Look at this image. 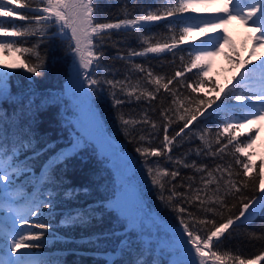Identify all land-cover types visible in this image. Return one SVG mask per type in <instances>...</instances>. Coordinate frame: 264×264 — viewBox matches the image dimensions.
<instances>
[{
    "label": "trees",
    "instance_id": "1",
    "mask_svg": "<svg viewBox=\"0 0 264 264\" xmlns=\"http://www.w3.org/2000/svg\"><path fill=\"white\" fill-rule=\"evenodd\" d=\"M14 6V5H12ZM161 6V0H99L100 13L99 22H118L122 19H134L142 14H147L148 10L155 11ZM21 12L25 11L23 9ZM186 15H191L188 13ZM0 20H14L17 25H23L26 22L17 17L4 18ZM172 18L144 24L141 33L134 31L112 30L111 39L106 40L102 45L104 51L101 76H104L108 70V79H123L126 75H131L133 81L139 79L144 73L134 71L136 64L143 65L145 69H151L155 75L165 78L174 75L175 71L182 69L181 57H184V63L189 58L188 49L190 44L197 43L201 39L200 34L195 33L192 39L184 44H178L176 49L162 53H147L144 56L129 57L131 51L140 52L148 46L143 42L144 38H149L150 43L157 42L171 43V37L176 36L179 40V27L173 32L170 30L169 21ZM0 39L20 40V37H3ZM27 43L17 44V47H33L37 45L36 51L44 59L45 67L40 75L27 73L24 67H12L10 76L0 84L3 89V95H0V151H7L9 155L15 154V157L21 168H27L16 177L19 188L16 194L18 206L30 197L39 195L41 199H52L53 207L42 209L45 213L41 219L50 224V228L44 232V237L38 243L41 247L28 251L27 258L36 261H42L44 264H172L174 260L188 258L184 252L177 253V247L169 246V243H178L179 236V218L171 207L165 206L159 199V190L157 186L151 183L148 176L147 167L155 166L153 161L159 160L162 167H168L169 170H178L180 175L172 181L176 185H187L190 181L188 177H195L194 186L200 185V173L192 168H184L181 165L165 163V157H147L149 164H145V158L136 152V147L143 145L158 146L163 140L162 121L160 108L168 107L171 97L161 90L156 100L148 101L142 99L137 102L133 98L131 102H125L116 106L112 97L109 95V89L105 85L103 88L93 86L90 88L83 76V83H79L80 89L70 93L62 91L68 80V69L72 61V54L67 49V43L62 41L59 36H53L52 30H49L48 39L40 36L24 38ZM231 48L223 50L219 57V63L213 68L204 79L207 83L202 86L197 93H191L190 89H185L175 81L169 87H175L184 95L214 97L218 93L212 91L213 87L222 89L226 85L231 87L236 83L233 79L238 71H243L237 67V61L248 59V54L242 50V45L234 40ZM233 49L235 51H233ZM0 61L3 63L25 64L29 62L23 56L15 51L5 52L2 50ZM123 56L125 59H120ZM231 57V59H230ZM32 63L37 62L36 57H30ZM185 73V79L192 82L194 73ZM214 82V83H213ZM151 88L152 86H148ZM77 96H82L86 105L91 111V122L101 128L103 138L98 144L95 142V136L91 132L89 124L80 117H74L66 105L74 102ZM121 99H125L120 96ZM235 103V101H233ZM211 111V110H209ZM123 113L125 118L142 119L146 114L150 121L157 124V129H151L149 125H136L131 130L130 135H126L118 116ZM215 118L198 117L190 125V130L185 129L186 136L177 138L173 146V151L169 153L174 159L182 158L187 163L195 161L197 165L207 164L209 168H214L216 164H226L232 161L231 156H224L223 160L219 157L197 155V149H204L197 133L204 128L216 130ZM203 121V122H202ZM182 121H177L169 125V135H174L180 127ZM143 128L145 131L140 132ZM251 127L239 130L238 139H246L252 135ZM151 132L153 136H149ZM82 133L87 137L89 144L82 148L78 154L71 157L64 165L56 169L55 177L52 181L41 183L42 165L55 152L69 145L75 136ZM144 134L145 141L137 143L134 137ZM215 139L214 135L210 137ZM33 140L36 149L45 150L44 153L36 158H32V150L27 147V141ZM262 141V140H261ZM264 141V140H263ZM226 142V141H225ZM23 145V147H22ZM53 146V147H49ZM213 147H218L213 145ZM255 144L248 149L252 155V163L259 166L264 159V151L258 147L254 151ZM206 151V149H205ZM242 160L247 161L243 154H237ZM242 171L238 165H234ZM126 168V169H125ZM256 170H252L255 176ZM117 178L127 181L131 189V195L135 196V203L138 205V212L130 218L120 213L119 201L122 200V194L114 186V180ZM247 179V178H245ZM211 187H215L212 185ZM184 192V187L177 189ZM73 192L72 196L66 195ZM13 193V190H11ZM169 193H164L167 196ZM250 199L257 201L259 197L264 196L260 192L259 186L256 190L245 193ZM125 198V197H123ZM19 202H22L19 204ZM231 199L229 206H231ZM247 202V201H246ZM127 205L128 202L125 201ZM261 203V201H260ZM181 207L188 208L195 216L204 217L196 205L189 206L181 203ZM239 202L236 201V207L232 209V215L239 214ZM90 211L92 220L87 223H73L70 216H76L78 212ZM226 218L230 213L221 209ZM0 208V221L5 222L6 216ZM208 218H214L217 223L222 222L220 216L213 217L207 214ZM33 222L35 217H30ZM200 226L197 225V228ZM41 231V229H33ZM132 242L133 251L131 256L123 254L124 245L119 244V240ZM221 246L213 248L219 254L224 252L232 256H240L245 264L248 261L255 260L256 264H264V259L257 260L258 256L264 257V209L259 207L257 211L249 218L236 221L229 230L220 238ZM139 248L142 255H139L135 248ZM3 248L0 237V249ZM20 258L24 256V250L17 253ZM18 258V259H19ZM208 263H212L211 260ZM230 264H238L232 261Z\"/></svg>",
    "mask_w": 264,
    "mask_h": 264
},
{
    "label": "snow or ice",
    "instance_id": "2",
    "mask_svg": "<svg viewBox=\"0 0 264 264\" xmlns=\"http://www.w3.org/2000/svg\"><path fill=\"white\" fill-rule=\"evenodd\" d=\"M217 4L222 6L209 13V9ZM21 9L25 11L21 12ZM99 13V0H0V17H17L26 22L23 25H17L14 20H0V35L22 38L20 40L0 39V49L5 52L15 51L22 56L28 54L24 59L29 60L26 64L21 61L17 65H4V68L24 67L27 73L40 75L45 63L36 51L37 45L31 48L16 45L27 43L24 38L28 37L40 36L48 39L51 29L54 37L59 36L67 43V49L72 54L77 80L83 74L90 88L93 86L103 88L106 85L114 105L119 106L126 101L131 102L133 98L137 102L142 99L153 101L157 99L161 90L167 93L171 97V102L168 107L160 108V115L163 117L161 122L163 140L158 146H151L149 142V146L140 145L135 150L145 158L146 165L149 164L147 157H165L166 164L171 162L184 168H192L201 174L199 186H194L195 177H188L190 182L187 185H176L172 181L180 175L178 170L162 167L159 160L152 162L154 167H147L151 183L159 190V199L178 214L180 227L177 253L183 250L188 258L174 260L172 264H208L209 260L213 264H230L232 261L245 264L240 256H232L228 252L219 254L213 251V248L221 246L220 238L236 221L242 217L247 218L254 215L249 209L255 198L250 199L245 193L249 190L254 192L257 186L260 192L264 193V159L257 166L251 162L252 155L248 151L256 142L255 135L247 136L243 140L238 139L239 130L264 121V60H260L258 64H251L250 57L237 61V67L243 71H238L233 77L236 83L231 87L226 85L222 89L213 87L212 91L218 93L214 97L193 96L191 93L199 92L200 88L207 83L204 77L208 75L207 69L211 67V58L220 54L225 45L231 46V38L226 31H222L224 26L231 21L239 20L240 23L253 28L257 34L254 35L255 46L264 48V0H161V6L155 11L150 9L147 14L134 19H122L115 23L99 22ZM188 13L192 15H186ZM170 17L172 18L169 21L170 30L174 32L176 27H179L178 41L175 35L171 37V43L152 44L149 38H144L143 42L148 46L140 52L131 51L128 56H144L147 53L172 51L178 47V44L189 42L198 32L204 38L199 39L198 43L189 45L190 59L184 63V57L180 58L181 70L165 78L155 75L151 69H145L143 65L136 64L133 66L134 71L144 73V75L135 81L130 74L123 79L106 78L108 74H111V70L101 76L104 59L102 45L106 40L111 39L112 30L123 29L126 32L131 30L142 35L144 24H151ZM218 30L221 31L218 32ZM209 33L217 34L208 35ZM251 54H255V47ZM32 56L36 57L37 62L32 63L30 60ZM119 58L125 59L123 56ZM193 69L197 72L194 73L193 78H190L192 82H188V79H185V73L192 72ZM10 74L0 69V84ZM174 81L181 87L190 89L191 93L184 95L177 88L169 87ZM80 83L82 84L83 81ZM149 85L152 87L149 88ZM0 95H3L2 87H0ZM120 96L125 99H121ZM198 117L204 118V121L215 118L216 130L213 132V129L206 127L197 133L204 145V149H197V155L219 157L220 160H223L224 156H231V162L216 164L214 168H209L207 164L197 165L195 161L187 163L182 158L174 159L169 155L173 151L177 138L183 139L187 135L185 129L190 130L189 126ZM118 119L126 135H130L136 125L150 124L151 129H157V124L150 121L146 114L142 119L137 120L125 118L124 114L120 113ZM177 121H182L183 126L170 136L168 134L169 125ZM144 131L143 128L140 129L141 133ZM251 131L258 133L259 128L251 129ZM148 135L155 138L151 132ZM213 135L214 140L210 138ZM134 139L139 144L145 141L146 136L140 134ZM88 144L87 137L79 133L72 141H69L70 146L61 148L54 155L49 156L42 165L40 182L52 181L56 169L78 154L82 148H86ZM214 144L218 147L214 148ZM27 147L32 150L33 159L47 151V149H36L32 139L27 141ZM237 154H243L247 157V161L242 160ZM234 165L240 166L242 171ZM257 168L253 176L252 170ZM26 170V166L21 168L14 153L9 155L7 151H0V208H6L10 214L8 235L11 236L10 246L7 244L8 235L4 236L3 248L9 249L11 253H20L24 250V256L19 259L9 257V259L0 261V264H44L42 261L28 259L27 255L28 251L41 247L38 242L44 237V232L50 228V224L41 219L45 215L42 209L52 208L54 202L52 199L45 200L35 195L28 198L22 206H12L17 203L11 197V190L16 189L18 183L16 177ZM212 185L215 187H211ZM181 187L187 190L178 191L177 189ZM166 191L169 193L167 196L164 195ZM73 194V192L66 193L68 196ZM230 199L233 201L231 206H229ZM259 200L261 201L260 207L264 209V196L259 197ZM236 201L239 202L240 208L239 214L234 216L231 212L236 207ZM181 203L189 206L196 205L198 210L204 213V217L195 216L188 208L181 207ZM221 209L230 214L224 218ZM207 214H212L213 217L220 216L222 222L217 223L214 218H208ZM30 217H35L36 220L33 222ZM92 218L90 211L78 212L76 216L69 217L73 223H87ZM18 223L21 229L19 231L17 230ZM197 225L200 227L197 228ZM33 229H41V231H33ZM119 244L124 245L122 253L131 256L132 242L120 239ZM189 245L190 248L187 247ZM135 251L142 255L138 247ZM256 259H264V257L258 256ZM128 264H132V261L129 260ZM144 264L148 262L145 261ZM248 264H256V261L250 260Z\"/></svg>",
    "mask_w": 264,
    "mask_h": 264
},
{
    "label": "rangeland",
    "instance_id": "3",
    "mask_svg": "<svg viewBox=\"0 0 264 264\" xmlns=\"http://www.w3.org/2000/svg\"><path fill=\"white\" fill-rule=\"evenodd\" d=\"M221 6H222L221 4L215 5L213 8L209 9V13L214 12L215 8H219ZM219 31H221V30H218V32ZM222 31H226L228 33L229 37L231 38V42H232L231 46L225 45L224 49L231 48L233 46L232 44H233L234 40L235 41L237 40L238 43L242 45V47H243L242 50H245L247 52L248 59L250 57L251 64H258L260 62V60H264V48L255 46L254 35H257V34L255 33V30L253 28L240 23L239 20H233L229 24L225 25L224 29ZM197 34H199V33L197 32ZM216 34L217 33H209L208 35H216ZM203 38L204 37H202L201 39H203ZM254 47H255V54H251ZM222 53H223V51L220 54H218L217 56L211 58V60H210L211 67L209 69H207L208 74L212 73L213 68H215L217 66V64L220 62L219 57L222 55ZM2 55H3L2 49H0V57H2ZM4 65H13V64L9 63V62L3 63L0 61V69H3L5 71H10V69L12 67L5 69ZM82 79H83V74L79 77V80H77V77L75 74V69L73 66V58H72V61L70 63V67L68 69V80L65 83L62 91L65 93L77 91V89H80L79 83L82 81ZM66 107L69 108V110L72 112L74 117H80V118L84 119L89 124V126H92L90 130L95 136V142L99 144L101 142L100 140L103 138V135H102L103 132H102L101 128L95 126V124H93L91 122V120H92L91 119V111L89 110V108L86 109L88 107V105H86L84 98L82 96H77V98L74 100V102L66 105ZM249 127H251L252 129L259 128L258 133L252 132V135H255V139H256L254 151L257 152L258 147L264 151V141H263L264 140V121H261L260 123L254 125V126L249 125ZM242 130H244V129H242ZM114 186L118 190V192L120 194H122V200L125 199L126 202H129V200L132 198V204H129V205H127V203H125V201L124 202L119 201V204L121 206V207H119L120 213H122V215H124L127 218L135 216L138 212V209H137L138 205L135 203V201H136L135 196L130 194L131 189L129 188L127 181L124 179L117 178L116 180H114ZM18 191H19V188L16 185V189H14L13 193H11V197L16 199V197H17L16 194L18 193ZM123 197H125V198H123ZM259 201L260 200L258 199L257 201L253 202V204L250 206V209H249L250 212L255 213L257 211V209L260 207ZM21 203L22 202H19V204H21ZM12 206L18 207V203H14ZM1 209L6 211L3 214L7 217L6 218L7 224H3V225L0 224V234L2 235L1 239H2V243L4 244V242H5L4 236L8 235V231H9L8 226L10 225V220L8 219V217L10 214L7 212L6 208H1ZM248 217H250V216H248ZM241 219H245V218L242 217ZM17 230L18 231L21 230L19 228V223L17 224ZM7 244L9 246L11 245V236L10 235H8ZM169 246L177 247L178 243L170 242ZM187 247L190 248V245ZM181 252H183V250H181ZM185 255H186V253H185ZM9 257H11L12 259H18L19 258L17 256V253H11L9 251V249H7V248H5L4 253L0 252V261L9 259ZM210 264H213V262Z\"/></svg>",
    "mask_w": 264,
    "mask_h": 264
},
{
    "label": "water",
    "instance_id": "4",
    "mask_svg": "<svg viewBox=\"0 0 264 264\" xmlns=\"http://www.w3.org/2000/svg\"><path fill=\"white\" fill-rule=\"evenodd\" d=\"M129 204H132V198L129 200Z\"/></svg>",
    "mask_w": 264,
    "mask_h": 264
}]
</instances>
